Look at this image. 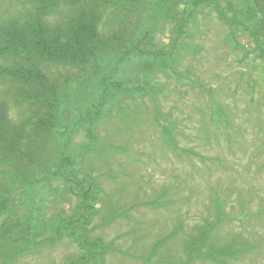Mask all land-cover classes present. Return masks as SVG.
Here are the masks:
<instances>
[{
  "label": "rangeland",
  "instance_id": "rangeland-1",
  "mask_svg": "<svg viewBox=\"0 0 264 264\" xmlns=\"http://www.w3.org/2000/svg\"><path fill=\"white\" fill-rule=\"evenodd\" d=\"M148 1L137 31L151 34L154 55L112 60L101 82L85 76L65 96L57 131L74 164L61 174L69 182L48 186L41 172L29 184L24 171L0 162V192L14 187L7 209L16 208L0 214V224L10 215L31 226L12 264H63L77 255L70 239L59 240V220L73 213L70 184L83 178L100 188L87 228L88 239L107 247L101 264H216L204 258L208 250L233 244L236 253L249 251L221 258L225 264H264V35L249 37L259 14L248 3L235 15L224 1L225 24L205 7L187 11L185 23L181 15L168 21L159 1ZM172 2L168 15L184 7ZM14 5L0 0V18L18 14ZM173 23L189 24L177 37ZM173 41L182 48L172 50ZM193 243L199 249L190 256Z\"/></svg>",
  "mask_w": 264,
  "mask_h": 264
},
{
  "label": "trees",
  "instance_id": "trees-1",
  "mask_svg": "<svg viewBox=\"0 0 264 264\" xmlns=\"http://www.w3.org/2000/svg\"><path fill=\"white\" fill-rule=\"evenodd\" d=\"M6 1L16 4L18 14L0 18V162L15 174L24 171L29 184L30 177L41 172L47 173L44 175L48 176V186L51 185L49 180L53 179L63 178L68 183L64 176L71 173L74 164L66 154L67 140L60 139L64 134L57 131V122L65 109L63 102H67L65 96L72 95L70 86L80 83L85 76L101 82L99 76L104 77L102 70L112 60L118 65L129 58L154 55L149 53L151 45L147 44L153 39L151 34L146 32L142 35L137 31L146 21L145 14L152 4L148 0ZM158 1L168 21H174L181 15L186 23L187 11L191 16L205 7L214 10L223 24L227 18L220 7L221 2L225 1L226 9L235 15L250 3L259 14L254 26L258 29L252 30L254 37L245 28L238 27L253 42H257L254 38L257 39L259 34L264 35V0H237L240 4L237 7L233 5L234 0H172V3L184 7L177 11L172 9L169 15L168 0ZM185 23L174 24L177 37L189 24ZM177 44L173 41L172 50ZM180 46L179 49L182 48ZM258 49L261 59H264L259 45ZM103 98L105 95L101 94L100 100ZM13 188L5 187L0 192V214L15 212V207L11 211L7 209ZM69 193L78 202L72 208L73 213L59 220L58 236L59 240L63 237L70 239L78 253L63 264H86L94 259L101 264L107 247L99 238L88 239L90 228H87L98 210L96 202L100 188L85 186L83 178L74 187L70 184ZM24 218L13 219L9 215L1 222L0 264H12L26 251L20 244L29 240L26 237L31 226ZM206 240L203 234L200 246H206ZM232 246L212 248L204 258L225 264L221 258L249 251L247 247L236 253L230 250ZM191 249L190 256H194L199 245L193 243Z\"/></svg>",
  "mask_w": 264,
  "mask_h": 264
}]
</instances>
